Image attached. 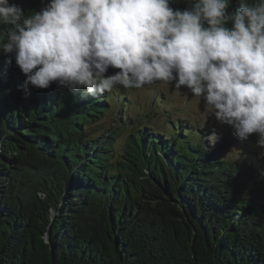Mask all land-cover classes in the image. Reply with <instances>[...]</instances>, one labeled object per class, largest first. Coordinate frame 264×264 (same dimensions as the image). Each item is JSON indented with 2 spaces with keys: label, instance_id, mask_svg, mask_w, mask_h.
Masks as SVG:
<instances>
[{
  "label": "trees",
  "instance_id": "obj_1",
  "mask_svg": "<svg viewBox=\"0 0 264 264\" xmlns=\"http://www.w3.org/2000/svg\"><path fill=\"white\" fill-rule=\"evenodd\" d=\"M10 2L27 16L49 0ZM240 6L232 0L229 12ZM11 28L0 23V42ZM24 80L0 54V264H264L255 152L226 159L199 131L175 123L151 132L149 118L116 148L132 120L97 126L110 100L125 111L127 88L81 98L56 83L21 91Z\"/></svg>",
  "mask_w": 264,
  "mask_h": 264
},
{
  "label": "clouds",
  "instance_id": "obj_2",
  "mask_svg": "<svg viewBox=\"0 0 264 264\" xmlns=\"http://www.w3.org/2000/svg\"><path fill=\"white\" fill-rule=\"evenodd\" d=\"M171 3L49 0L26 16L0 0V23L12 26L0 54L25 76L21 91L56 83L87 98L174 81L203 97L240 141L255 134L264 160V0H240L232 12V0H190L184 10ZM109 68L120 71L106 75ZM219 139L213 128L209 142Z\"/></svg>",
  "mask_w": 264,
  "mask_h": 264
},
{
  "label": "rangeland",
  "instance_id": "obj_3",
  "mask_svg": "<svg viewBox=\"0 0 264 264\" xmlns=\"http://www.w3.org/2000/svg\"><path fill=\"white\" fill-rule=\"evenodd\" d=\"M174 84V81H156L141 89H126L128 102L123 106L125 111L119 114L121 108L119 103H116L115 99L110 100V112L98 124L97 130H110L114 125L121 127L122 121L115 123L119 117L131 119L132 123L122 126L124 130L116 136L119 138L115 147L119 148L130 137L129 131L137 125L142 126L143 120L148 121L146 118H149L152 122L143 128L151 132L159 128L167 130L175 123L176 126L181 125L199 131V135H203L206 147L215 149L220 146L226 159L242 157L248 151L258 154L260 150L256 147L255 134L248 141H240L230 127L220 125L213 115V110L205 107L203 97L194 96L186 87L176 89ZM213 128L217 129L220 135L215 145L208 140ZM100 134L102 132H98L97 135Z\"/></svg>",
  "mask_w": 264,
  "mask_h": 264
},
{
  "label": "water",
  "instance_id": "obj_4",
  "mask_svg": "<svg viewBox=\"0 0 264 264\" xmlns=\"http://www.w3.org/2000/svg\"><path fill=\"white\" fill-rule=\"evenodd\" d=\"M0 149H1V146H0ZM55 215V212L53 213V216ZM46 239H47V243H49V235L46 236Z\"/></svg>",
  "mask_w": 264,
  "mask_h": 264
}]
</instances>
